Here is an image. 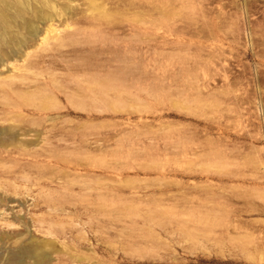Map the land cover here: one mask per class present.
<instances>
[{
    "label": "rangeland",
    "instance_id": "obj_1",
    "mask_svg": "<svg viewBox=\"0 0 264 264\" xmlns=\"http://www.w3.org/2000/svg\"><path fill=\"white\" fill-rule=\"evenodd\" d=\"M0 9V264H264V0Z\"/></svg>",
    "mask_w": 264,
    "mask_h": 264
},
{
    "label": "bare ground",
    "instance_id": "obj_2",
    "mask_svg": "<svg viewBox=\"0 0 264 264\" xmlns=\"http://www.w3.org/2000/svg\"><path fill=\"white\" fill-rule=\"evenodd\" d=\"M7 26H8V20H7L6 16H5V14H4V11L2 9H0V27L3 28V29H5ZM34 252L36 254L37 251L35 250ZM37 255L39 256V254H37ZM40 258L41 257L39 256L38 260Z\"/></svg>",
    "mask_w": 264,
    "mask_h": 264
}]
</instances>
